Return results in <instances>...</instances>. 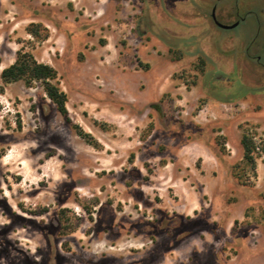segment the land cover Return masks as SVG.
<instances>
[{
  "label": "rangeland",
  "instance_id": "obj_1",
  "mask_svg": "<svg viewBox=\"0 0 264 264\" xmlns=\"http://www.w3.org/2000/svg\"><path fill=\"white\" fill-rule=\"evenodd\" d=\"M237 3L185 30L186 0H0V71L30 52L66 95L0 78V264H264V0ZM157 210L189 219L181 248L112 235Z\"/></svg>",
  "mask_w": 264,
  "mask_h": 264
},
{
  "label": "flooded vegetation",
  "instance_id": "obj_2",
  "mask_svg": "<svg viewBox=\"0 0 264 264\" xmlns=\"http://www.w3.org/2000/svg\"><path fill=\"white\" fill-rule=\"evenodd\" d=\"M218 1L219 0H186L187 5L184 7L188 9L189 15L192 19V22L185 27V30H216V29H234L236 28L240 22L248 17V14L251 10H245L243 13H240V8L238 6L237 0H233V6L230 7V10H225L224 15L218 10ZM223 16L227 17H234L235 20L228 23L224 21ZM257 18V17H256ZM231 25L235 24L233 27L223 28L219 24ZM259 28L257 27V30ZM176 30H184L182 27L176 28ZM168 37V36H167ZM170 38V37H168ZM202 41V40H201ZM203 42V41H202ZM201 42V43H202ZM195 44V43H193ZM204 61L202 58H200ZM216 93L223 94L226 98L228 92L221 91L218 89H214ZM74 182H68L66 186L68 188L73 187ZM8 206V213L14 216L19 215L21 219H25L29 217L24 213L17 212L15 210V204L7 203ZM64 208L58 212L60 220L63 222V215H64ZM13 212V213H12ZM92 214V211H89ZM188 222V223H187ZM127 225L126 231H133L135 232H145L149 235L148 242L151 247L156 245L159 242L160 237H164L163 244L160 246L159 250H161V256H163L164 252L171 251L173 249L181 248L185 245L193 236L189 225V219L185 220L183 216H179L178 214L168 215L167 213L157 210V216L155 218L150 217L147 221H135V222H128L124 221L118 226V229L112 232L113 236L119 235L121 230H125V226ZM211 230V229H210ZM237 234L235 231L234 240L237 239ZM143 245V243H142ZM35 249L31 251L32 254L35 255ZM36 257V256H34ZM155 260H157L158 256Z\"/></svg>",
  "mask_w": 264,
  "mask_h": 264
},
{
  "label": "trees",
  "instance_id": "obj_3",
  "mask_svg": "<svg viewBox=\"0 0 264 264\" xmlns=\"http://www.w3.org/2000/svg\"><path fill=\"white\" fill-rule=\"evenodd\" d=\"M26 29L33 35L39 38H44L47 35V29L41 26L38 22L30 23ZM43 30V32H39ZM56 77L55 69L46 64L37 61L34 56L27 51L18 50L16 52L15 60L8 66L2 68L0 71V78L4 83L11 81L23 80L25 84H31L33 81H39L42 85L44 92L56 105L60 114H66L65 99L66 95L54 83ZM76 127V126H75ZM76 132L84 138L88 143H91L89 135L82 132L76 127ZM240 144L243 149V157L248 163L252 162L251 150L253 147L252 141L245 135H242Z\"/></svg>",
  "mask_w": 264,
  "mask_h": 264
},
{
  "label": "water",
  "instance_id": "obj_4",
  "mask_svg": "<svg viewBox=\"0 0 264 264\" xmlns=\"http://www.w3.org/2000/svg\"><path fill=\"white\" fill-rule=\"evenodd\" d=\"M221 27L223 28H228V27H233L235 24H231V25H225V24H219Z\"/></svg>",
  "mask_w": 264,
  "mask_h": 264
}]
</instances>
